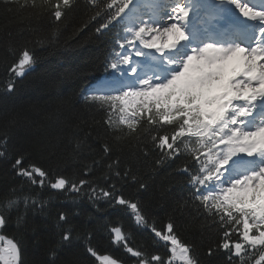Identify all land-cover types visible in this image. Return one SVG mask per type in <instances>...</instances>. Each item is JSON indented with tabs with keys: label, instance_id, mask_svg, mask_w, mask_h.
<instances>
[{
	"label": "snow or ice",
	"instance_id": "6c2138e0",
	"mask_svg": "<svg viewBox=\"0 0 264 264\" xmlns=\"http://www.w3.org/2000/svg\"><path fill=\"white\" fill-rule=\"evenodd\" d=\"M89 2L101 21L98 33L117 24L124 33L109 63L112 74L102 88L85 97L102 113L104 133L117 140L151 138L167 158L184 156L190 161L182 171L188 176L194 206L222 232L207 256L222 251L228 264H234V258L246 264L243 255L261 246L255 264H264V0L259 8L246 0H206L203 5L196 0H149L148 12L138 8L137 0ZM49 3L44 0L45 5ZM70 7V0H56L50 14L61 21ZM200 7L207 17L204 27L193 19L194 9ZM233 9L241 19L231 18ZM32 63L33 56L24 50L12 71L23 75ZM12 87L9 84V91ZM103 150L107 154L112 148L105 143ZM13 167L18 176L40 186L47 183L53 190L79 192L88 183L63 175L52 178L35 165L24 167L22 156ZM101 192L111 197L106 199L110 205L127 209L137 225L147 224L138 203L112 191ZM24 203L43 207L31 197ZM16 204L10 199L5 208ZM58 219L67 221V214L61 212ZM6 224L7 217L0 212V227ZM109 231L113 243L123 247L136 264H173L177 258L181 264H200L172 222L163 229L151 228L167 248V258L129 246L122 226ZM71 240V230L64 231L61 243L70 245ZM7 243L0 249V261L22 264L18 245ZM88 253L97 255L90 246ZM100 259L104 264H119L107 255Z\"/></svg>",
	"mask_w": 264,
	"mask_h": 264
},
{
	"label": "trees",
	"instance_id": "16d2710c",
	"mask_svg": "<svg viewBox=\"0 0 264 264\" xmlns=\"http://www.w3.org/2000/svg\"><path fill=\"white\" fill-rule=\"evenodd\" d=\"M55 3L0 0V212L7 217L0 234L18 245L22 264H103L97 255L136 264L113 243L110 228L122 226L134 249L167 258V248L151 228L163 229L172 222L200 264H228L222 251L207 256L222 232L194 206L182 171L190 161L184 156L167 158L151 138L117 140L104 133L102 113L85 100L91 84L111 75L109 63L123 36L120 25L98 33L101 21L89 0H70L71 7L56 21L50 14ZM24 50L33 56V67L18 76L12 67ZM105 143L110 153L104 152ZM19 156L24 167H41L52 178L63 175L88 183L79 192L33 184L16 174L13 165ZM101 189L138 203L147 224L137 225L127 209L107 203L111 197L105 198ZM26 197L43 207H26ZM10 199L17 204L6 209ZM61 212L67 221L58 219ZM66 230H71L70 245L61 243ZM89 246L95 257L88 253ZM260 248L243 255V261L255 264ZM234 264H241L240 258H234Z\"/></svg>",
	"mask_w": 264,
	"mask_h": 264
},
{
	"label": "rangeland",
	"instance_id": "374dc122",
	"mask_svg": "<svg viewBox=\"0 0 264 264\" xmlns=\"http://www.w3.org/2000/svg\"><path fill=\"white\" fill-rule=\"evenodd\" d=\"M142 1H145V0H142ZM144 12V11H143ZM24 74V73H23ZM105 81V80H104ZM104 81H102L101 82V88H102V86H103V84H104ZM141 225H144V224H141ZM0 231H1V227H0ZM0 237H3V239H0V249H3V248H6V247H8V241L10 240V239H8V238H6V237H4V236H2L1 234H0ZM100 255H97V258H98V260L99 261H101L103 264H104V262L100 259ZM110 258H112L111 256H109ZM1 262V264H3V261H0ZM173 263H181L180 261H179V259L177 258V259H174L173 260ZM119 264H123V263H121V262H119Z\"/></svg>",
	"mask_w": 264,
	"mask_h": 264
}]
</instances>
